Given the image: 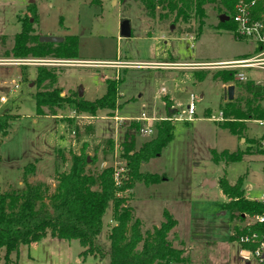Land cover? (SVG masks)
Masks as SVG:
<instances>
[{"label": "rangeland", "instance_id": "1", "mask_svg": "<svg viewBox=\"0 0 264 264\" xmlns=\"http://www.w3.org/2000/svg\"><path fill=\"white\" fill-rule=\"evenodd\" d=\"M30 1L36 4L38 14L33 33L63 38L76 35L77 59L11 56L14 35L20 30L17 17L28 15L26 5ZM220 7L218 1L205 4L200 24L194 16L175 23H171V17L160 21L147 18L139 0H102L101 5L91 0H0V96L6 97L5 102H0V112L9 111L14 116L0 145V192L22 186V170L27 162L34 164L28 181L45 179L53 187L58 173L67 171L72 155L80 152L86 157V170L93 175L107 166L125 172L122 154L136 151L156 135V128L149 136L140 134V125L133 119L142 110L168 116L173 112L171 105H186L192 97L195 115L191 121L157 122L172 123V137L159 155L138 168L139 172L154 174L156 179L147 184L136 182L125 191L128 197L124 205L133 218L139 219L142 235L165 220L163 210L169 212L175 225L166 239L173 248L181 250V260L170 264H244L234 239L253 216H246L243 221L236 215L232 218L223 206L227 198L218 183H202L204 177L217 182L225 176L231 184L242 178L244 195L258 200L264 191V126L248 121L241 141L221 125L223 121L210 119L219 114L227 87L213 74L225 68L146 66L151 62H220L253 55L254 43L237 40L232 28L220 26ZM124 19L130 23L129 37L119 36V24ZM189 34L195 36L192 46L187 39ZM39 66L55 72L51 85L34 83ZM242 71L246 80L264 78L261 70ZM118 77L122 80L115 109L104 108L92 116L65 105L54 109V116L48 114L46 107V114L37 113L32 96L36 91L59 87L62 94L68 95L84 87L89 92L85 98L95 99L104 93L107 79ZM237 94L243 92L235 87L233 96ZM212 150L237 152L240 160L214 163ZM111 213L109 205L102 218L99 241L106 240L114 224ZM81 250L76 239L46 235L22 244L7 262L1 248L0 264L103 263L90 256L82 261L78 256ZM249 264H255L254 260Z\"/></svg>", "mask_w": 264, "mask_h": 264}, {"label": "trees", "instance_id": "2", "mask_svg": "<svg viewBox=\"0 0 264 264\" xmlns=\"http://www.w3.org/2000/svg\"><path fill=\"white\" fill-rule=\"evenodd\" d=\"M144 7L145 17L160 21L171 17V23L178 20L187 21L192 16L203 21L204 5L218 1L221 5L220 26L234 28L229 17L236 0H139ZM102 0H91L101 5ZM28 15L17 17L20 30L14 35L10 53L13 58H43L47 55L59 59H77V36L66 35L57 43L40 42L38 34L33 33V25L37 22L36 4L30 1L26 5ZM228 16V19L222 17ZM236 71L232 69L217 70L213 77L218 78L225 86L238 87L243 94L231 99L224 97L220 105L224 121L221 125L239 138L246 129V123L264 119V92L256 91L252 80L236 81ZM201 77V76H200ZM56 74L45 66L36 68L34 83L37 86L54 82ZM122 78L107 79L104 93L93 99H85L74 94L61 95L59 87L36 91L32 94L39 115L46 114L43 107L55 115L54 109L68 105L71 110L95 115L101 109L116 108V92ZM13 115L9 111L0 112V145L9 133ZM172 137V123L162 121L156 124V135L145 141L136 151L123 153L125 172L115 184L113 168L104 167L93 175L86 170V157L80 152L73 154L67 171L58 173L53 187L48 182L28 181V175L34 171V164L27 162L23 166L20 188L0 192V249L4 250L5 262L10 255L17 252L20 245L30 244L49 235L52 238L78 240L82 250L80 259L87 256L101 264H170L181 260V250L173 248L166 239L167 233L175 225L169 212L163 210L165 220L153 227L145 235L140 232L139 219L133 218L131 210L124 205L127 200L125 191L131 190L136 182L149 183L156 179L155 175L139 172L141 163L160 154L162 148ZM214 163L219 161L234 162L240 160L237 152L224 150L217 153L211 151ZM242 178L233 184L221 176L217 183L227 202L224 208L236 215L240 221L246 216L264 215V204L257 199H249L244 195ZM118 193L124 195L119 196ZM129 192H127L128 194ZM111 205V216L114 224L110 226L106 240L99 241L102 230V218ZM248 228V229H247ZM256 231L264 234V223L254 222L244 231ZM101 260V261H100ZM100 264V263H99Z\"/></svg>", "mask_w": 264, "mask_h": 264}, {"label": "built area", "instance_id": "3", "mask_svg": "<svg viewBox=\"0 0 264 264\" xmlns=\"http://www.w3.org/2000/svg\"><path fill=\"white\" fill-rule=\"evenodd\" d=\"M229 19L231 23H233L234 37L237 40L248 41L256 45L253 55L242 56L225 62H199L186 65H180L178 63L151 62L146 66L163 67L169 65L176 68L190 66L192 68L232 69L236 71L234 76L238 81H246L242 69L264 71V0H236L233 12L231 13ZM194 38L195 36L193 34H189L187 36V39L190 41V46H192L191 41L194 40ZM252 81L261 88L264 87V78L262 80L255 79ZM12 85L17 87L15 82H12ZM160 91L164 92V88H161ZM5 101V95H1L0 102ZM171 108L173 112H171L168 116L149 114L145 110H142L140 115L133 119L140 125V134L149 136L154 132L157 122L164 119L169 121H191L194 118L195 104L194 98L192 97L186 105L175 103L174 105H171ZM115 118L117 119L119 117ZM210 119L212 121H224L221 111H219L217 116L211 115ZM255 121L264 126V119ZM121 170L122 168H115L113 171L115 184H117L120 180ZM258 200L264 204V191L260 193ZM254 222L264 223V215L253 216V220L240 227L241 231L237 234V237L234 240L239 246L238 256L243 261L254 260L255 264H264V234L262 235L256 231H244L245 227Z\"/></svg>", "mask_w": 264, "mask_h": 264}, {"label": "water", "instance_id": "4", "mask_svg": "<svg viewBox=\"0 0 264 264\" xmlns=\"http://www.w3.org/2000/svg\"><path fill=\"white\" fill-rule=\"evenodd\" d=\"M222 19L226 20V19H228V16H224V17H222ZM130 35H131L130 23H129L128 20L124 19L119 24V36H121V37H129ZM38 40L40 42L57 43V42L62 41L63 37L53 36V35H39L38 36ZM255 90L256 91H261V87L260 86H256ZM233 91H234V86L233 85H228L226 87V97L231 99L233 97ZM60 94L63 95L62 93H60ZM78 95L79 96L82 95V89L78 90ZM240 139H241V141L243 140V138H240ZM203 184L212 186V185L215 184V182L213 180L205 179L203 181Z\"/></svg>", "mask_w": 264, "mask_h": 264}, {"label": "crops", "instance_id": "5", "mask_svg": "<svg viewBox=\"0 0 264 264\" xmlns=\"http://www.w3.org/2000/svg\"><path fill=\"white\" fill-rule=\"evenodd\" d=\"M147 19V18H146ZM236 59V58H235ZM230 60H234V59H230ZM230 60H225V61H230ZM225 61H220V62H225ZM89 92H88V90L86 89V88H84L83 87V89H82V94H83V97L85 98L86 96H87V94H88ZM86 99V98H85ZM88 100H93V99H91V98H89ZM178 103V102H177ZM74 111V110H73ZM115 141V140H114ZM114 146H115V142H114ZM205 179H208V180H210V179H212V178H208V177H204L203 178V181L205 180ZM40 181H44V182H46L47 180H45V179H42V180H40ZM213 181L215 182V184L214 185H212V186H215L216 184H217V182H216V180H214L213 179ZM18 183H20V181H18ZM203 184V183H202ZM203 185H205V184H203ZM21 246V245H20ZM20 248V247H19ZM80 259V258H79ZM241 259V258H240ZM82 260V259H81ZM80 260V261H81ZM84 260H86V258L84 259ZM84 260H82V261H84ZM242 260V259H241ZM243 261V260H242ZM222 261H220V263H221ZM249 262L250 261H244V264H249ZM219 263V264H220ZM230 263L231 264H236L234 261H230ZM229 262H224V263H222V264H230ZM16 264V263H15ZM217 264V263H216ZM243 264V263H242Z\"/></svg>", "mask_w": 264, "mask_h": 264}]
</instances>
